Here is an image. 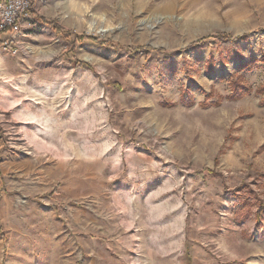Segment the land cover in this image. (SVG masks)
Segmentation results:
<instances>
[{
    "label": "rangeland",
    "instance_id": "1",
    "mask_svg": "<svg viewBox=\"0 0 264 264\" xmlns=\"http://www.w3.org/2000/svg\"><path fill=\"white\" fill-rule=\"evenodd\" d=\"M29 14L0 32V264H264V0Z\"/></svg>",
    "mask_w": 264,
    "mask_h": 264
},
{
    "label": "built area",
    "instance_id": "2",
    "mask_svg": "<svg viewBox=\"0 0 264 264\" xmlns=\"http://www.w3.org/2000/svg\"><path fill=\"white\" fill-rule=\"evenodd\" d=\"M32 7L33 0H0V32L19 34Z\"/></svg>",
    "mask_w": 264,
    "mask_h": 264
},
{
    "label": "trees",
    "instance_id": "3",
    "mask_svg": "<svg viewBox=\"0 0 264 264\" xmlns=\"http://www.w3.org/2000/svg\"><path fill=\"white\" fill-rule=\"evenodd\" d=\"M32 16H33L34 18L39 19V21H40L41 23H43V24L51 25L52 28H53V30H54L55 32H57L58 34H63V31H62L57 25H55L54 23L48 24V23H47L42 17H38L35 13H32ZM6 33H7V32L5 31L4 34H6ZM0 35H2V33H1ZM75 38H76V40L79 41V42H82V41H84V40L93 41V42H95V43L99 42L98 39H96V38H92V37H78V36H75ZM214 38H220L221 40H223V45H222V46L226 49V52H228V53L235 52L236 49H238L237 46L234 45L235 42H233L231 38H227V37L224 36L223 34H222V35H219V36H217V37H214ZM100 44H101V45H104V46H109V43H107V42H102V43H100ZM236 56H239V58H242L238 52L236 53ZM224 63H225V62H224ZM225 64H226V63H225ZM249 92H250V91H248V93H249ZM202 106H205V103H202ZM263 218H264V211L259 210V213H258V221L263 220Z\"/></svg>",
    "mask_w": 264,
    "mask_h": 264
},
{
    "label": "bare ground",
    "instance_id": "4",
    "mask_svg": "<svg viewBox=\"0 0 264 264\" xmlns=\"http://www.w3.org/2000/svg\"><path fill=\"white\" fill-rule=\"evenodd\" d=\"M174 5H175V4H174ZM125 7H127V6L125 5ZM167 7H168V5L166 4L164 9H166ZM175 7H176V6H175ZM169 8H170V7H169Z\"/></svg>",
    "mask_w": 264,
    "mask_h": 264
}]
</instances>
